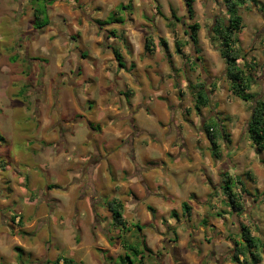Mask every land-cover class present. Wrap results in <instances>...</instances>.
Listing matches in <instances>:
<instances>
[{
  "label": "rangeland",
  "instance_id": "obj_1",
  "mask_svg": "<svg viewBox=\"0 0 264 264\" xmlns=\"http://www.w3.org/2000/svg\"><path fill=\"white\" fill-rule=\"evenodd\" d=\"M7 1L8 3L4 4V1L0 0V17L2 18L6 15L4 21L5 24H9L7 27H4V22L0 21V54L4 53L5 45L8 47L5 50L8 55L16 51H19V54L18 57L12 59L3 54L0 56V170L2 171V168L7 169L0 172L1 177L10 176L9 184L18 191L20 188L18 185L20 179L16 176L17 173L24 171L26 173H23V176L28 174L30 177L33 171L30 173L28 169L26 171V166L23 164L15 166L7 162L13 158H17L20 161L21 157L25 155L27 157L26 162L28 163L30 160V162L34 163V169L36 167L35 170L38 174L36 176L40 177L38 181L39 185L43 184L44 187L47 180L52 179V173L50 171H40L41 166H39V163L41 160L39 155L29 151L32 145L26 141L29 137L32 139L30 141L31 143L34 142L36 138L37 124L33 116L39 114L40 105L44 103V101L46 102V98L48 99L47 104L49 106L48 116L58 118V116H54V109L58 100V103L61 105L60 116L70 118L75 113L74 108L71 106V101H69L71 92L75 91L80 99H85L87 94L92 92L94 101L97 103L96 109H94V104L86 102L81 108L78 107V110L82 112L80 114L88 116V118L93 121L92 128L95 132L101 130L104 141L110 144L115 141L114 135L116 136L121 129L117 125L109 124L108 126L104 123V111L100 108L101 103L99 94L101 86L99 84V78H92L95 81L92 86L89 87V81L87 80L91 77L82 74L80 77H77L78 75H76V83L80 84V86L76 89L74 87L75 84L73 81H75V78L72 73L74 74L75 72L74 63L79 59V54L84 52L95 53L96 51L93 48L97 46L98 51L102 53V57H104V55H112L113 61L115 62L116 60L111 52L116 51L120 56L122 65H124L123 68L128 73H134L140 77L144 76L146 88L148 89L149 87H158L160 85L159 76L164 75L166 73L165 71L169 70L170 63L172 66L171 71L178 73L177 77L174 78L175 84L173 87L177 88L178 86L176 85L179 82H183V80H187L188 82L186 88H180L179 91L182 92L175 91L177 92L175 93L171 91L169 93L170 96H168V100L170 99L172 102L176 101L174 106L178 109V113H172L167 108L166 100L153 97L155 93H146L144 102H149H145L146 107L134 117L135 125L124 123V125H129V137L125 142L129 149L135 151L138 163L143 168H148L150 159L154 156L147 155V153H150L148 150L144 151L150 147L143 146L140 143L139 137L136 136L138 134L135 133L136 130H147L150 135L154 136V140L159 145L161 141H163V137H165L164 134H171L172 138L174 136L176 137L178 126L181 125L188 139L189 147H195L196 134L202 132V138H205V132L203 130L204 124H211L217 128L222 126L225 134L217 139L220 148L219 156H221L219 159L220 171L221 173L226 171L232 175V191L239 196L238 199L243 198V205L245 207L244 212L238 216L233 214L234 219H232L231 212L224 202L222 191L220 188L215 187L220 183L216 173L218 171L213 170L210 172L207 166L203 167V170L199 174H195L192 177L194 178L193 181H195L193 190L196 191V193L203 191V182L207 181L208 178L210 182L216 183L215 186L211 188L215 191L219 189L217 192H219L220 196L211 200L210 197L214 196L216 192L214 191L213 194H209L206 199L212 203L213 210L207 209L203 215L201 212L198 213L194 211L191 215V222H188L183 216H179V221L177 223V227L179 228L177 229L182 231V235L185 236V230L191 228L190 235L191 238L192 236L193 238L191 239L189 236L188 243L185 247H181V244L176 245L179 249L178 251L183 253L185 249L189 251L195 249L197 246L199 254L205 253L202 245L207 244V242L209 243L206 239L207 236L211 233L210 238H213L220 231L225 233L224 229L230 225L232 226V220H236L237 227L233 225L230 230L231 235L237 238L239 234L237 233L239 230L238 225L240 223L248 226L250 232L254 233L256 235L254 236L258 238L261 243H264V151H256L255 147L249 142L250 140H248L249 138L246 132V125L253 103L250 101H240V99L229 90V80L225 76V64L219 55L220 40L217 39L212 32L213 25L215 24L214 21L217 18H220L223 24L227 22L228 15L224 8L223 0H193V17L191 19L186 18L187 14L184 0H137L136 3L138 6H136L133 11L130 10L131 15L134 14L133 18L130 17L131 15L127 16L126 29L108 26L102 28L96 27L91 23L90 20L93 19L89 16H99L103 19H108L113 14H116L114 17L115 19L120 18L124 20L126 17L125 14L127 13L121 7H125L129 4L126 2L127 0H111V4H114L113 2H119L118 6L113 10L109 11L110 7L102 6L100 12L94 10L92 14L91 11L93 8L90 7V4L85 0H53L56 2L55 4H57L55 9H57L56 11L59 13L52 14L54 18L51 16V18L48 19V24L43 27L44 31H37L34 28L33 9L36 7L43 8L46 0ZM51 5L52 4H46V10L54 9V7H50ZM89 7L90 14H88L87 11ZM237 12L240 16L241 25L240 31L233 34V38L236 40V48L240 52V58L236 61L237 67L243 71V79L249 81L247 92L264 101V85L262 80V73L264 70V0H244L243 4L238 5ZM67 22L73 27L78 25V28H75L76 32L74 29L70 30V26H68ZM73 23L75 25H73ZM193 24H198L199 30L197 45L191 48L188 35L185 31H188V27ZM126 31L127 33L125 35L124 33ZM111 32L114 33L115 39L109 40L105 38L106 33ZM39 34L45 35L38 37ZM46 36L50 37L48 41L44 39ZM146 36H149L151 42V50L148 52L144 50V40ZM69 37L75 41L74 46ZM76 37H79V40ZM93 37L97 38L93 39ZM34 38H37L34 48L28 49V40ZM128 38H131L133 41L130 42ZM52 39L59 40L61 51H67L69 54L70 58L66 61L69 60L72 68L69 70L71 72H68L69 68L66 69L68 74H66L65 77L55 74V60L51 58V54H53V48L51 46ZM82 39L86 41L83 43ZM94 41L96 42L93 44ZM162 42H164L167 47L165 50L162 46ZM177 45L181 52L184 53L185 58L180 57V55L176 53L175 48ZM39 56H43V58L46 59H37ZM195 58H199V60L194 61ZM48 62L51 64V73L44 81V64ZM103 63L107 64V70H114L109 62ZM40 67L42 71L41 77H39ZM105 71L106 70H103V72ZM165 78L164 76L163 79ZM169 82L170 81H166V85H168ZM199 83H204V88L209 99L207 107H201L199 111H196L193 86ZM48 88L49 97L46 96V89ZM14 91L17 92L15 95H13ZM55 92L57 99L54 97ZM173 93L176 95L174 96ZM178 96H180L181 99H179ZM146 97L151 99L147 100ZM67 98L68 101L66 100ZM17 99L18 101H16ZM180 100L182 101L181 107L184 110L187 109V114H180ZM21 101L22 105L18 107L17 104ZM14 104H16V106L13 110L8 108ZM66 104L69 106L68 112L64 111ZM24 106L28 111L27 114L29 115V119L22 120L25 119L26 115L23 117L21 113V116L19 115L18 118H13V112L15 115L16 113L19 114ZM194 118H196L195 123L190 122ZM98 123H100L101 127ZM164 123L167 127V129H165L166 133L161 129ZM51 127L56 128V125L52 124ZM97 134L99 137L100 133ZM145 137L146 136L142 135L141 140ZM173 145H178V142L173 141ZM99 148L100 151L106 153V144H99ZM29 152L32 156L29 155ZM216 161V158H212L213 163ZM172 162L173 161L167 157L165 161L166 165L172 164ZM152 172H155L157 177L154 178V180H160L159 177L162 176V174L157 170L151 172L143 170L140 174L144 178L150 179L153 175ZM3 184L4 183L0 184V191ZM43 187H39V189H44ZM86 192L93 195L94 188L89 187ZM30 193H33L32 188L30 189ZM168 193L171 195V189L168 190ZM153 198L155 197L150 195L146 199L144 211H142L143 213H139L136 217L141 223L145 222L147 217L150 218V212L145 210V208L148 204L154 203ZM174 204L173 201V206ZM177 210L179 211V208H177ZM218 213L220 216H218ZM198 215H202V217ZM223 215L224 218H221ZM226 216L227 218H225ZM221 222H223V225L220 224ZM8 223L10 224L0 219V231H3L2 237L7 236V232L9 233L8 230L12 229L11 225H13V221L9 220ZM165 223L166 221L162 220V224L166 228L167 224L165 225ZM213 223L215 225L218 223L219 225H214L213 228L210 229L209 226ZM202 228L205 229L203 232L201 230ZM35 234L36 233L33 235L31 231L27 233L24 239L25 241H23L27 242V244H25L26 247H24V245L20 246L22 253L17 249H8V239L2 242L3 244L0 245V264H44L45 261L48 260V254L49 261H52V259H50L52 255L49 252L47 253L45 248L47 247V242L53 244L55 235L51 234L47 227L43 228V230L39 231L36 235ZM134 234L135 228L131 235L134 236ZM143 234L146 236L150 235V229L148 227H143ZM139 235V232L136 231V236ZM167 238L164 244L157 247V257L159 255L161 257L162 254L164 257L168 254L172 244L166 246V243H169V241L171 242L169 239L174 240L176 238V233L169 232ZM190 239L192 241L191 243H189ZM154 241V238H149L148 236L147 243L150 246H155ZM40 243H42V247H40V245V248L36 251L35 249ZM225 253L227 254V251ZM58 254L66 256L67 252L63 249L59 251ZM260 256L262 262L258 264H264V255L261 254ZM160 257L159 260H161Z\"/></svg>",
  "mask_w": 264,
  "mask_h": 264
},
{
  "label": "crops",
  "instance_id": "obj_2",
  "mask_svg": "<svg viewBox=\"0 0 264 264\" xmlns=\"http://www.w3.org/2000/svg\"><path fill=\"white\" fill-rule=\"evenodd\" d=\"M3 1L4 4L8 3L7 0ZM85 1L93 8L91 14L94 10L100 12L102 6L110 7L109 11L113 10L119 3L113 2L114 4H111V0ZM136 1L137 0L126 1L129 3L126 6H129V8L123 9L127 13L125 14L126 17L124 20L117 18L113 20L115 22L106 26L126 29L127 16H130L131 11L138 6ZM55 3L54 1L50 6L51 8L54 7V9L46 10L47 19L51 18L53 13H59L56 11L57 9H55V6H57ZM90 7L87 10L88 14H90ZM115 15L116 14H113L108 19H103L99 16L93 17L91 15L89 17L93 20L109 21V19L115 17ZM5 16L2 18L0 17V21H3L4 24V19H6ZM133 16L134 14L130 17L133 18ZM8 25L9 24H5L4 27ZM73 25L75 24L73 23ZM68 26H70L69 23ZM75 28L77 29L78 25L74 27L70 26V30H75ZM42 31L44 30L42 29ZM126 33L127 31L124 34L126 35ZM44 35L45 34H39L38 37ZM69 38L74 46L75 41L71 37ZM76 38L78 39L79 37ZM95 38L97 37H93V39ZM105 38L109 40L115 39L114 36H107ZM44 39L48 41L50 37L46 36ZM128 39L130 42L133 41L131 38ZM82 41L84 43L86 40L82 39ZM36 42L37 38L28 40V49L34 48ZM95 42L96 41H94L93 44ZM51 43L53 48L51 58L55 60V74L65 77L66 74H68L66 69L69 68L68 72H71L69 70L72 68L69 60L66 61L70 58L69 54L67 51H61L59 40L52 39ZM4 47L5 50L8 48L6 45ZM93 49H95V53L84 52L82 53L85 54L84 57L82 54H79V59L74 63L75 72L74 74L72 73V75L74 78L76 75L80 77L81 74L91 77L87 80L89 81V87H91L95 81L92 78H99V84L101 86L99 94L101 103L100 108L104 111V123L108 126L109 124L117 125L121 131H119L116 136L114 135L115 141L111 144L107 143L101 135V130L99 132L93 130V121L90 120L88 116L80 114L82 112L78 110V107L81 108L86 102L94 104V109H96L97 103L94 101L92 92L87 94L85 99H80L75 91L71 92L69 101H71V106L74 108L75 113L70 118L60 116L61 105L58 103V100L54 109V116H58V118L48 116L49 106L47 104L48 99L46 98V102L44 101V103L40 105L39 114L33 116L37 124L36 138L34 142L31 143L30 141L32 139L29 137L26 141L32 145L29 151L39 155L41 160L39 163V166H41L40 171H50L52 173V179H48L44 187L43 184L39 185L38 181L40 177L36 176L38 175L35 170L36 167L34 169V163L30 162V160L28 163L26 162L27 157L25 155L21 157L20 161L17 158H13L7 162L15 166L23 164L26 166V171L27 169L29 173L33 171V174L29 177L28 174L23 176L26 173L24 171L17 173L16 176L20 179L18 182L20 186L18 191L9 184L10 176H0V184L4 183L0 191V219L4 220L7 224H10L8 223L9 220L13 221V225H11L12 229L8 230L9 233L7 232V236L2 237L3 231H0V245L8 239L7 248L12 250L19 249L18 251L21 252L22 249H20V246L24 245V247H26L25 244H27V242L23 241H25L24 239L28 232L31 231L34 235V233L37 234L39 231L43 230V228L47 227L50 233L55 235L53 244L47 242V247L45 248L46 252H49L53 256H51L50 259L54 260L57 256H63L58 253L64 249V251L67 252L64 257L72 259L74 264H120V256L125 254V245L136 247L139 251L141 250L138 236H136V229L134 236L131 235L135 228L134 226L139 225L140 229L137 232L143 236L145 246L151 251V256L144 254L145 258L142 264H236L232 262L231 259L236 244L240 241V237L238 234L236 238L234 235H231L230 231L233 225L237 227L236 220H232V226L230 225L224 229L225 233L220 231L213 238H210L211 233L207 236L206 239L209 243L207 242V244L202 245L205 253L199 254L197 246L196 248L194 247L195 249L189 251L185 249L183 253L178 251L179 249L176 247V245L180 244L181 247H185L188 243L189 236L191 238V228L185 230V236L182 235V231L177 229L179 228L177 227L179 216H182L181 204L186 203L190 207L189 217H184L188 222H191V215L194 211L198 213L201 212L203 215L207 209L213 210L212 203L207 201L206 197L214 193L215 190L211 187L215 186L216 183L210 182L207 178V181L203 182L204 190L196 193V191L193 190L195 181H193L194 178L192 177L195 174H199L205 166L208 167L207 169H209L208 171L210 172L213 170L218 171L216 173L219 180L223 173H228L226 171L221 173L219 161L221 156H219L218 159L213 157L210 144L206 140V137L202 138V132L195 136L196 146L189 147L188 139L181 125L178 126L176 137L174 136L172 138L171 134H164L165 137H163V141H161L159 145L154 140V136L150 135L147 130H136L135 133L138 134L136 136L139 137L140 143L143 146L150 147L144 151L148 150L150 153H147V155L154 156L150 159L148 168H143L138 163L135 151L129 149L125 142L129 137V125H124V123L135 125L134 117L140 113L142 109L146 107V103L149 102H144L145 94L150 92L155 93L153 97L166 100L167 108L172 113H178V109L174 106L176 101L172 102L170 99L168 100V96H170L169 93L171 91L178 92L180 88H186L188 86L187 80L179 82L176 85L178 87L174 88V78L177 77L178 73L171 71L172 66L168 62L169 70L165 71L166 73L164 75L159 76L160 85L158 87L152 86L148 89L146 88L144 76L140 77L137 74L128 73L123 68L124 65L118 67L116 61H113L112 55H104V57H102V53L98 51L97 46ZM5 50L0 56L3 54L11 59L18 57L19 51L8 55ZM40 58L46 59L43 58V56H39L37 59ZM171 60L173 61L172 58ZM103 62H109L114 70H107V64ZM103 70L106 71L103 72ZM50 73L51 64L48 62L44 64V81L50 76ZM164 76L166 77L165 79H163ZM76 79L77 78L73 81L75 89L80 86V84L76 83ZM166 81H170L168 85H166ZM16 93L17 92L14 91L13 95ZM175 93H173L174 96L176 95ZM46 96L49 97V88L46 89ZM54 97L57 99L56 92ZM178 97L181 99L180 96ZM146 99L149 100L151 98L146 97ZM66 100L68 101V98ZM13 101L16 102L18 99ZM181 104L182 101L179 104L180 114L184 115L186 112L188 113V111L187 109L184 110ZM21 105L22 101L17 104L18 107H21ZM15 106L16 104L8 108L13 110ZM65 107L64 111L68 112L69 106L66 104ZM27 112L24 106L19 114L16 113L15 115L13 112V118H18V116L22 114L23 117L26 115L25 119L22 120H28L29 115ZM195 119L196 118L189 121L195 123ZM52 124H55L56 128H52ZM98 125H100V123H98ZM161 129L165 132V129H167L165 123L162 124ZM97 133H100L99 137ZM142 135L146 136L143 140H141ZM173 141H177L178 145L174 146ZM101 143L106 144V153L100 151L99 144ZM167 157L173 161L172 164L166 165L165 161ZM212 158H216L217 161L213 163ZM5 170L7 169L2 168L0 172ZM143 170L149 172L157 170L162 176L159 175L160 180H154V178L157 177L155 172H152L153 175L150 179L144 178L140 174ZM228 174L230 175V173ZM230 176L232 177V175ZM219 184L215 187L219 188ZM39 187H43L44 189H39ZM89 187L94 188L93 195L86 192ZM31 188L33 189V193H30ZM170 189L171 195L168 193ZM217 191H215L216 194L214 196L210 197L211 200L220 196ZM150 195L155 197L153 198L154 203L148 204L145 208V210L150 212V218L147 217L146 221L141 223L136 217L139 213H143L144 204ZM112 199H115L122 205L121 217L126 223L124 229L113 227L111 224V214L106 207V203ZM173 201L175 203L174 206ZM177 208H179V211ZM172 211L176 212V219L178 221L172 217ZM202 215L198 216L202 217ZM218 216H220L219 213ZM231 217L234 219L233 214H231ZM221 218H224V215ZM225 218H227V216ZM162 220L166 221V228L163 226ZM223 222L220 224L223 225ZM214 225V223L211 224L209 226L210 229H212ZM143 227H148L150 229V235L148 236L149 238H154V247L147 243L148 236L143 234ZM201 230L203 232L205 229L202 228ZM169 232L176 233V238L174 240L169 239L171 242L169 241V243H166V246L172 244L168 254L164 257L163 254L161 257L160 255L157 257L158 254L156 253V249H158V246L165 243L164 241L168 239L167 235ZM239 232L240 230L237 231V233ZM254 235L255 234L251 232V236ZM191 239L189 243L192 242ZM39 246L42 247V243L37 245L36 251L40 248ZM226 251L227 254L225 253ZM159 257L161 260H159ZM238 259L242 261L241 256H239ZM252 262V260L247 259V261L242 264H252ZM261 262L262 260L253 264Z\"/></svg>",
  "mask_w": 264,
  "mask_h": 264
},
{
  "label": "trees",
  "instance_id": "obj_3",
  "mask_svg": "<svg viewBox=\"0 0 264 264\" xmlns=\"http://www.w3.org/2000/svg\"><path fill=\"white\" fill-rule=\"evenodd\" d=\"M37 1V0H33ZM185 1V9L187 14V19H191L193 17L192 11V3L193 0H184ZM53 0H46L44 3V7H36L33 9V17H34V28L37 31H41L43 27L48 24V19L46 16V4H52ZM244 3V0H223L224 8L227 12L228 18L225 24L222 23L220 18H217L214 22L212 32L217 39L220 40V49L219 55L223 59L225 64V76L229 80V90L240 100L245 102L250 101L253 103L251 106V113L246 125V132L248 138L251 141V144L255 147L257 152H262L264 150V101L262 99L254 97L251 93H248L247 90L249 88V81L243 79V71L238 69L236 61L240 58V52L236 48V40L233 38V34L235 32H239L241 29L240 25V16L237 12L238 5ZM122 9H127L129 6L121 7ZM115 20L114 17L110 18L109 21H99V20H90L96 27L102 28L104 25H108ZM198 30L199 25L193 24L188 27V31L185 33L188 35V39L191 44V48H194L197 45L198 41ZM114 33H106L105 37L114 36ZM115 37V36H114ZM150 39L149 36L145 37L144 40V50L146 52L150 51ZM162 46L165 50L166 45L162 42ZM196 50V49H195ZM194 50V52H195ZM177 54L180 57L185 58L184 53L181 52L179 46L175 48ZM114 55V59L116 60L118 66L122 67V63L120 61V56L116 51H112ZM193 54V53H192ZM84 57L85 54H82ZM199 58H195L194 61H198ZM42 76V71L40 67L39 77ZM262 80L264 85V70L262 73ZM205 81V80H203ZM194 94H195V110L199 111L201 107L208 106L209 96L204 88V83H199L193 86ZM203 130L205 132V137L208 143L210 144V149L214 157L219 158V144L217 143V139L224 136L223 127L217 128L211 124H204ZM226 136V135H225ZM233 179L227 173H223L220 179V190L224 196V202L228 206L231 214L236 216L240 215L245 211V207L243 205V198L238 199L239 196L236 195L232 191L233 188ZM106 207L108 208L111 214V224L113 227H117L120 229L125 228V221L121 217V209L122 205L120 202L112 199L106 203ZM182 216L189 217L190 207L186 203L181 204ZM174 219L177 218V214L175 211L171 213ZM177 220V219H176ZM178 221V220H177ZM239 237L240 241L237 242L236 247L234 249L232 262L236 264H242L246 262L247 259L252 260V264L261 260V254L264 255V243H261L258 238L251 236V232L248 226L239 223ZM136 231H139L140 226H134ZM139 245L141 246V250H137L136 247L125 245V254L120 256V264H142L144 254L151 256V251L145 246L144 239L142 235L138 236ZM261 248V249H260ZM260 249V250H259ZM19 250V249H18ZM242 257V261H239L238 257ZM44 264H74L73 260L64 257L57 256L54 260L49 261L46 260Z\"/></svg>",
  "mask_w": 264,
  "mask_h": 264
}]
</instances>
